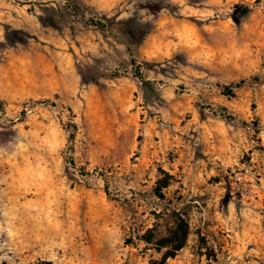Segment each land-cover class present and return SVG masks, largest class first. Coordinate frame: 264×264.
<instances>
[{
  "label": "rangeland",
  "instance_id": "rangeland-1",
  "mask_svg": "<svg viewBox=\"0 0 264 264\" xmlns=\"http://www.w3.org/2000/svg\"><path fill=\"white\" fill-rule=\"evenodd\" d=\"M0 264H264V0H0Z\"/></svg>",
  "mask_w": 264,
  "mask_h": 264
},
{
  "label": "trees",
  "instance_id": "trees-1",
  "mask_svg": "<svg viewBox=\"0 0 264 264\" xmlns=\"http://www.w3.org/2000/svg\"><path fill=\"white\" fill-rule=\"evenodd\" d=\"M129 35H131L130 32H129ZM184 241H185V236H184ZM183 245H184V242H182V244H181L180 246H178L177 250H178V249H181V248L183 247Z\"/></svg>",
  "mask_w": 264,
  "mask_h": 264
}]
</instances>
